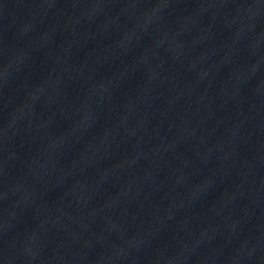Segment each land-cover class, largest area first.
I'll return each mask as SVG.
<instances>
[{
	"label": "water",
	"instance_id": "1",
	"mask_svg": "<svg viewBox=\"0 0 264 264\" xmlns=\"http://www.w3.org/2000/svg\"><path fill=\"white\" fill-rule=\"evenodd\" d=\"M0 264H264V0H0Z\"/></svg>",
	"mask_w": 264,
	"mask_h": 264
}]
</instances>
